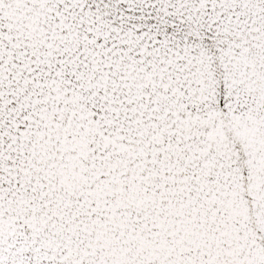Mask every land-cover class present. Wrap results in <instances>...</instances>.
<instances>
[{"label":"snow or ice","instance_id":"obj_1","mask_svg":"<svg viewBox=\"0 0 264 264\" xmlns=\"http://www.w3.org/2000/svg\"><path fill=\"white\" fill-rule=\"evenodd\" d=\"M0 264H264V0H0Z\"/></svg>","mask_w":264,"mask_h":264}]
</instances>
